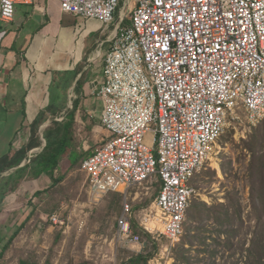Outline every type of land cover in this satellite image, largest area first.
<instances>
[{
	"label": "built area",
	"instance_id": "2783aa9c",
	"mask_svg": "<svg viewBox=\"0 0 264 264\" xmlns=\"http://www.w3.org/2000/svg\"><path fill=\"white\" fill-rule=\"evenodd\" d=\"M0 0V20L16 5ZM119 0H60L83 20L113 23ZM130 23L118 30L104 57L96 93L109 138L80 167L90 194L123 197L115 236L142 246L130 220L131 191L159 189L155 213L134 217L149 235L171 244L184 233L192 184L226 123L238 113L251 124L264 116V0H136ZM125 17V16H124ZM50 222L63 225L56 214ZM149 228V229H148Z\"/></svg>",
	"mask_w": 264,
	"mask_h": 264
},
{
	"label": "rangeland",
	"instance_id": "374dc122",
	"mask_svg": "<svg viewBox=\"0 0 264 264\" xmlns=\"http://www.w3.org/2000/svg\"><path fill=\"white\" fill-rule=\"evenodd\" d=\"M231 118L192 181L196 194L182 237L171 244L159 231L151 235L156 250L147 264H250L264 254V116L254 125L240 113ZM76 137L84 141L86 135L82 138L79 132ZM66 168L62 161L53 175L36 182L24 179L11 197L15 207L0 205L1 246L19 229L0 264H19L21 259L37 264H130L133 257L153 251L145 238L140 237L142 246L134 247L116 238L122 196H93L85 175ZM60 176L63 180L53 185ZM154 184L131 191L133 217L155 213ZM53 214L63 225L50 222Z\"/></svg>",
	"mask_w": 264,
	"mask_h": 264
},
{
	"label": "crops",
	"instance_id": "0c3cea01",
	"mask_svg": "<svg viewBox=\"0 0 264 264\" xmlns=\"http://www.w3.org/2000/svg\"><path fill=\"white\" fill-rule=\"evenodd\" d=\"M135 3L119 0L113 23L105 27L98 20L64 13L60 0L16 5L11 22L0 20V159H22L10 173L42 151L44 134L48 139L58 136L70 115V149L84 159L109 138L101 125L102 105L96 93L102 84L104 57L118 30L129 25L128 12ZM79 132L82 138L86 135L84 141L76 137ZM37 137L40 147L28 149ZM67 158L68 154L62 160ZM49 174L29 180L36 182ZM22 181L16 182L2 205L15 207L14 193Z\"/></svg>",
	"mask_w": 264,
	"mask_h": 264
},
{
	"label": "trees",
	"instance_id": "16d2710c",
	"mask_svg": "<svg viewBox=\"0 0 264 264\" xmlns=\"http://www.w3.org/2000/svg\"><path fill=\"white\" fill-rule=\"evenodd\" d=\"M70 117H72L70 115ZM69 117L67 122H64V125L61 129H59L58 136H55L52 139H48V137L44 134L43 138L46 141V144L42 151L31 159V162L27 164L25 167H19L15 170V172L10 173L6 177H2V174L11 170L13 167L18 166L22 159L19 161L13 160L9 161L7 159V156L0 159V204L2 203L3 199L8 195L10 191L13 190V187L17 184L16 182L24 180L26 178L27 181H31L29 179H37L44 173H50V175H53V173L60 167L62 163L63 157H65L66 154H68L69 158L66 159L67 162V168L66 171H74L76 169L80 170L81 163L84 160V157L82 155H78L77 153L73 152L70 148L72 145V125H73V119ZM41 142L36 138L35 143L28 144V149L40 147ZM22 155H25V152L21 153ZM28 175V177H27ZM63 176H60L58 179L53 180V185L56 183H59L61 180H63ZM154 184V183H153ZM154 186H157V189H159V183L155 182ZM158 191V190H157ZM115 195H119L118 193H114ZM57 208V205L55 208H52L51 210L47 209V213L54 212ZM139 208V207H136ZM122 209V207H121ZM121 213V211H120ZM120 215V214H119ZM131 228L134 234H138L142 239L145 238L147 242V246L149 247V244L152 245V252H147L145 255H138L130 259V264H147L150 258H152L156 247L154 246V242L151 240V235H149L147 232H145L141 227H139L138 223L136 222L135 218L132 216L130 220ZM19 229H16L14 233L9 237L7 242H5L1 246V240H0V261L3 259L6 250L8 249L12 239L18 234ZM262 242L264 243V238L262 239ZM264 247V246H263ZM262 248V246H261ZM253 258V256H252ZM19 264H37L34 260L29 259H21L19 261ZM250 264H264V254L259 257L257 261H252Z\"/></svg>",
	"mask_w": 264,
	"mask_h": 264
},
{
	"label": "bare ground",
	"instance_id": "6f19581e",
	"mask_svg": "<svg viewBox=\"0 0 264 264\" xmlns=\"http://www.w3.org/2000/svg\"><path fill=\"white\" fill-rule=\"evenodd\" d=\"M149 229V228H148Z\"/></svg>",
	"mask_w": 264,
	"mask_h": 264
}]
</instances>
